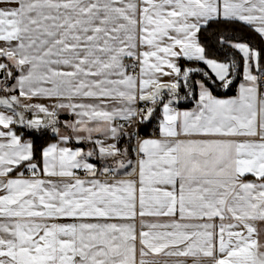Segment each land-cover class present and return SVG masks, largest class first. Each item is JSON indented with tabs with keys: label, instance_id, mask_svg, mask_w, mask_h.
Returning <instances> with one entry per match:
<instances>
[{
	"label": "snow or ice",
	"instance_id": "snow-or-ice-1",
	"mask_svg": "<svg viewBox=\"0 0 264 264\" xmlns=\"http://www.w3.org/2000/svg\"><path fill=\"white\" fill-rule=\"evenodd\" d=\"M0 264H264V0H0Z\"/></svg>",
	"mask_w": 264,
	"mask_h": 264
}]
</instances>
